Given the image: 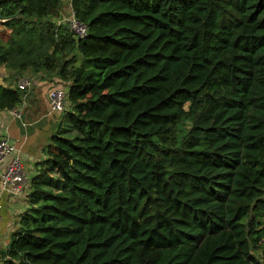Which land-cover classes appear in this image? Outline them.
Wrapping results in <instances>:
<instances>
[{"label":"trees","instance_id":"1","mask_svg":"<svg viewBox=\"0 0 264 264\" xmlns=\"http://www.w3.org/2000/svg\"><path fill=\"white\" fill-rule=\"evenodd\" d=\"M61 2L0 0V111L67 83L0 264H264V0Z\"/></svg>","mask_w":264,"mask_h":264},{"label":"crops","instance_id":"2","mask_svg":"<svg viewBox=\"0 0 264 264\" xmlns=\"http://www.w3.org/2000/svg\"><path fill=\"white\" fill-rule=\"evenodd\" d=\"M66 1V5L64 2ZM61 7L71 13L69 0H62ZM0 72V78L7 76L3 69ZM35 75V74H33ZM43 82V83H42ZM2 84L4 82L1 81ZM58 84V85H57ZM65 85L58 79L53 81L46 77L33 76L32 77V93L29 96L28 92L25 94L21 105L18 107L22 118L29 123L27 127H21L17 120H13L6 110L0 111V128L4 133H7L10 138L20 147L22 160L26 163V171L33 174V165L35 162L42 160L45 157L44 148L48 144L51 133L58 122L60 114H53L52 116L44 118V108H47L46 92L52 86ZM45 90L44 97L36 94L39 88ZM28 96V97H27ZM37 98L40 106H37L34 99ZM43 104V105H42ZM39 116H41L40 119ZM31 174L29 176H31ZM25 203L19 201L3 200L0 210V250L5 249L11 232L17 226V216L25 208Z\"/></svg>","mask_w":264,"mask_h":264},{"label":"built area","instance_id":"3","mask_svg":"<svg viewBox=\"0 0 264 264\" xmlns=\"http://www.w3.org/2000/svg\"><path fill=\"white\" fill-rule=\"evenodd\" d=\"M69 27L77 37H83L85 35V25L74 19L72 14L69 18ZM15 86L20 91H23L25 95L32 86V77L25 75L18 76ZM65 92L64 86H54L47 90V108L43 115L44 118L48 117V115L60 114L64 110ZM6 111L13 120L18 121L21 127H27L29 125L22 118L18 108ZM40 118L41 116L38 119ZM22 162L20 147L0 128V210L3 200H14L25 203L24 200L30 176L26 169H24Z\"/></svg>","mask_w":264,"mask_h":264},{"label":"rangeland","instance_id":"4","mask_svg":"<svg viewBox=\"0 0 264 264\" xmlns=\"http://www.w3.org/2000/svg\"><path fill=\"white\" fill-rule=\"evenodd\" d=\"M64 4L66 5V1L64 2ZM69 18H70V13H69V11L68 10H66V9H62V10H60V12H57V14L54 16V17H51V20H52V22H54L55 24H61V23H65V24H68V22H69ZM2 70L0 69V72H1ZM41 73H43V72H41ZM44 74H46V75H49V76H46V75H43V74H35V75H33V74H27V75H25V76H28V77H35L36 75L37 76H39V77H46L48 80H50V81H53V79H57V77L55 76V72L54 73H44ZM51 74V75H50ZM43 83V82H42ZM63 84H65V86H67V83L66 82H62ZM58 85V84H57ZM52 87H54V86H52ZM62 87H63V85H62ZM33 88V87H32ZM32 88H30L27 92H28V96L30 95V93H32ZM51 88V87H50ZM26 92V93H27ZM44 93H45V90H42V88L40 87L39 89H38V92L36 93V94H38V95H40L41 96V99H43V97H44ZM27 96V97H28ZM33 97H35V96H29V98H33ZM34 101H35V103H36V105L37 106H40L41 105V103H39V100L37 99V98H35L34 99ZM43 105V104H42ZM65 106H64V108H67V104H66V102H65V104H64ZM44 108V111L43 112H46V109H45V107H43ZM22 164H23V166H24V169H26V163L25 162H22ZM31 173H29V175H30Z\"/></svg>","mask_w":264,"mask_h":264},{"label":"water","instance_id":"5","mask_svg":"<svg viewBox=\"0 0 264 264\" xmlns=\"http://www.w3.org/2000/svg\"><path fill=\"white\" fill-rule=\"evenodd\" d=\"M1 81H2V80H1V78H0V84H2Z\"/></svg>","mask_w":264,"mask_h":264}]
</instances>
